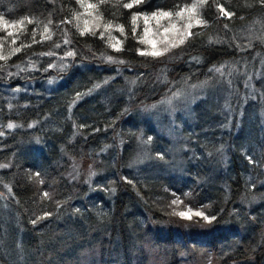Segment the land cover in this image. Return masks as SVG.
Instances as JSON below:
<instances>
[{"label":"trees","instance_id":"trees-1","mask_svg":"<svg viewBox=\"0 0 264 264\" xmlns=\"http://www.w3.org/2000/svg\"><path fill=\"white\" fill-rule=\"evenodd\" d=\"M85 1L97 5L89 12L98 27L81 35V0H0V21L9 25L0 22L7 57L0 59V264H264L259 104L246 103L254 124L244 119L239 132L221 136L219 104L203 113L210 105L203 98L192 115L174 117L176 150L161 126L141 117L209 81L215 67L240 76L237 66L255 67L264 54V6L207 0L197 8L205 23L190 29L198 34L154 58L140 55L144 18L198 0H143L131 9L122 7L131 0ZM251 28L260 42L245 36ZM112 32L120 51L101 38ZM141 147L140 169L133 162ZM219 148L226 155L217 161ZM189 209L214 219L173 214Z\"/></svg>","mask_w":264,"mask_h":264},{"label":"rangeland","instance_id":"rangeland-1","mask_svg":"<svg viewBox=\"0 0 264 264\" xmlns=\"http://www.w3.org/2000/svg\"><path fill=\"white\" fill-rule=\"evenodd\" d=\"M83 3L85 5L88 4V2L86 1ZM81 10L82 12H80V14L81 16H83L81 24L84 25L81 28L84 29L85 27H87L90 29L89 32H91L92 29L98 27V25L95 24L94 28V22L90 16L91 13L89 12L92 9L82 7ZM197 14L198 12L196 10V15ZM190 15L192 14L185 11L183 17H177L173 15L171 18L151 19L152 16H147L149 18L147 19V24L145 26L143 25L140 33L141 40L143 39L145 41L144 43H141L140 41L143 51H150L152 49V44L148 43V41L153 42L157 49H162L165 46L178 40L180 38V33L184 31V25L189 22ZM138 20L139 24L140 18ZM148 22L149 25L151 24V26L148 25ZM173 24L175 25V29H172L170 27ZM194 26L198 25L194 24ZM165 28H169V31L165 32ZM251 30L252 28L249 31H246L245 36H249L254 40H257V43L260 42V40H258V30ZM135 32L138 33L137 28L135 29ZM119 34L120 32L118 33V35ZM118 35H116L115 32H112V34H103V36L106 37L107 40H110V37H115V39L110 40L111 45L117 44ZM241 37L242 36L240 35L239 39H241ZM262 41L264 42V39H262ZM245 45L254 46L251 42H247ZM254 60V62L256 63L255 67L253 65L247 66L246 64H241L239 65V67L237 66V71H240L245 76L242 74L240 76L239 73L236 74L234 72V67L229 65L224 64L215 67L211 71V79L209 81H204L191 87L188 86L182 88L177 93L170 95L162 100L159 104L149 109L145 108L141 113V117L143 119H147L148 121H153L155 125H150V127L153 129H158V127L161 126L164 134L163 139L171 140L173 142V150H176L178 148L177 135L179 136L181 125L177 124L174 117L177 118L183 116L185 117L186 115H192V113H194L195 111V107H197L204 98L205 102L210 103V105L205 106V109L202 110L203 113L206 112V110L208 112L217 110V104H219L220 112L217 113L218 116L216 121L218 122V124L223 122L226 123L225 127L221 128V136L222 134L225 135L227 131L228 135H230L232 131L239 132L241 128V122L244 119H246L247 124H254L253 119L250 116V112L248 116L249 120H247L248 112L245 109L246 103L248 101H255V103H258L259 112L257 114L258 116H261L262 114L264 115V54H262L261 57L257 56V58H254ZM62 64H65V62ZM232 72L234 75L232 74ZM53 85L54 83H49L48 87L53 88ZM10 94H13L14 98L18 97L16 93L11 92ZM236 100L238 101V105L234 106V101ZM248 105L249 103L247 104V106ZM186 118L188 119V117ZM233 124H236L234 128L231 127V125ZM263 125L264 122L261 123V130H264ZM219 138L222 140V137ZM229 139L227 140L229 141ZM246 143V147H248V150H250L252 154L256 155L257 153L254 151V141L248 142L247 140ZM223 144H225V142H223ZM222 148L225 149L226 147ZM222 148L218 149V156L215 158V160L217 159V161H219L218 158H224V156L226 155L225 150H223ZM255 148H257V143L255 145ZM138 151L139 152H137L136 154L137 158H135L133 166H139V168L141 169V167L144 165V162L142 161L145 160V154L142 151V147L139 148ZM220 151L223 156H220ZM250 164L253 163L250 162ZM261 183L263 185L264 180H262Z\"/></svg>","mask_w":264,"mask_h":264},{"label":"snow or ice","instance_id":"snow-or-ice-1","mask_svg":"<svg viewBox=\"0 0 264 264\" xmlns=\"http://www.w3.org/2000/svg\"><path fill=\"white\" fill-rule=\"evenodd\" d=\"M101 2H104V0H101ZM142 2H143V0H131V2H129V3H123L122 4V7L131 9L135 5H138V4L142 3ZM206 2H207V0H198V2L197 3H193L191 5V7H188V8H185V9H181L179 11H176L175 13L168 12V11H161V12H158V13L153 14V16L151 17V19L171 18L173 15H175L177 17H183L185 11L189 12L192 15L189 16V22L184 25V31L180 33V38L178 40H176L173 43L165 46L162 49H157L156 46H155V44L153 42L148 41V43L152 44V49L150 51H140V55H148V56H152L154 58L161 57L164 54H166L169 51L170 48L177 47L178 45L183 44L185 42V38L186 37H190L192 35L198 34V33L191 32L190 29L194 26V24L195 25H202L203 23H205L203 20H201L196 15V10H197L198 7H200L203 3H206ZM259 3L262 6H264V0H259ZM81 6L82 7H86L88 9H92V8H96L97 7V5H94V4H91V3H88V4L85 5L83 3V0H81ZM218 7H219V11L223 15L231 18V16L233 15V13L226 11L223 6H219L218 5ZM77 19H79V17H77ZM137 19H139V17L136 16V15H133V17H132V23L133 24H136ZM144 19L147 21V19H149V18L148 17H145ZM0 22L3 23V25H4L5 28L9 27L7 21H0ZM28 22L31 23L32 21L29 20ZM19 23L22 25L24 23V21L21 20ZM12 26L14 27L15 25H12ZM112 27L113 26L111 24L106 25L105 31H107L109 28H112ZM116 27H117V30L121 33V35H124V28H123V26H116ZM170 27L172 29H175V25L174 24L171 25ZM47 31H48V29H47V26H46L45 27V32H47ZM87 31H90V29L87 28V27H85L83 30H81V35H83ZM167 31H169V28H165V32H167ZM92 34L95 35L96 33L93 32ZM7 35L8 36H12L13 33L12 32H8ZM47 38L48 39H51V36L49 35ZM101 38H103V34H101ZM111 39H115V37H110V40ZM65 42L67 43V41H65ZM144 42L145 41L142 39L141 40V43H144ZM13 43H15V40H13ZM119 44H120V41H117V44H113L111 46L116 51H120V48L118 47ZM59 46H60L59 44L56 45V47H59ZM19 51H20V48L13 49V52H19ZM47 55H52V53H47ZM67 56L68 57H72V56H74V53L71 52V51H69V52H67ZM0 59H7V57L0 55ZM107 59L109 61H112L114 58L111 57V56H109ZM120 63H123V61H120ZM8 127L9 128H13V127H16V125L9 124ZM2 134L3 133H0V135H2ZM148 139L150 140L151 137H149ZM45 196H47V193H45ZM173 204H175V205H177V207H179V204H180L179 199L173 201ZM173 214L176 215V216H179L182 219H187V220H191L193 216L200 217V218H202L203 220H205L207 222H211V220L214 219V217H211L210 218V217L206 216L202 211L192 212L191 209H189L187 211H185V210L176 211Z\"/></svg>","mask_w":264,"mask_h":264}]
</instances>
